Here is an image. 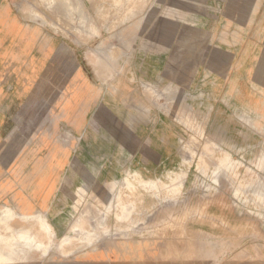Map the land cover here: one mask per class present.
Segmentation results:
<instances>
[{"label": "rangeland", "instance_id": "1", "mask_svg": "<svg viewBox=\"0 0 264 264\" xmlns=\"http://www.w3.org/2000/svg\"><path fill=\"white\" fill-rule=\"evenodd\" d=\"M71 2L0 0V210L37 213L56 233L46 255L19 242L13 264H264V100L238 90L239 73L264 65V0ZM5 10L30 40L11 59ZM223 155L241 163L229 177ZM28 163L78 170L55 218L33 211L24 179L12 205L2 196L8 165ZM179 171L182 186L157 196L120 186ZM118 198L134 204L124 220ZM87 232L69 256L55 249Z\"/></svg>", "mask_w": 264, "mask_h": 264}, {"label": "bare ground", "instance_id": "2", "mask_svg": "<svg viewBox=\"0 0 264 264\" xmlns=\"http://www.w3.org/2000/svg\"><path fill=\"white\" fill-rule=\"evenodd\" d=\"M81 2L82 0H72L71 4L72 5L77 3L82 4ZM48 5L53 9L55 8L58 9L59 6L57 5V3H55V1L49 2ZM6 13L7 10L3 11V15H4L3 19L7 21L8 17L6 16ZM188 151H191V149L188 148ZM206 153L207 154L209 153L208 149ZM255 162L257 166H260V168L263 167L264 151H262L260 155L257 156ZM240 166H241L240 162L234 161L229 155H223L221 158L217 159L216 170L224 171V173H226L229 177V175H233L235 170H237ZM185 176H186L185 171H179V173H172L170 176H168L167 183L163 182L161 185H158L157 180L155 179L146 180L143 179L141 175H139L138 173H135L131 177L128 176L125 177L122 180L120 186L126 189L128 192L131 193L137 192L138 195H139L138 192L139 190H143L148 194L154 190L155 193L153 194V196H157L160 195L162 190L171 192L179 189L182 186L183 179L185 178ZM85 191H86V187L76 192L75 208L78 203L83 201ZM257 199L264 206V188L262 189V192L258 194ZM116 205L120 207V212H119L120 214H115V218L117 220H124L127 218L125 214H128L131 211V208L133 207L134 204L131 201L125 203L120 198H118ZM14 222L23 225L28 224V226L24 227L22 225H19L18 227H14L12 225V223ZM80 227H81L80 221L74 222V224H72L70 227L69 233L71 234L76 233L77 231H79ZM83 237L84 238L75 239L72 236L65 235L62 239L59 240L55 249L59 250L60 254L63 257L69 256L71 253H68L66 247L71 245L73 241L77 240L80 243H82L83 241L88 242L87 245H89L90 241H93L91 239V234L89 232L85 233ZM19 242H22V246L26 247L28 252L31 250H35V251H41L42 255H46L48 250L50 248H53L54 232L51 231V225L47 222V220L43 216L37 213H34L30 217H28L25 215H18L15 211H11V209H1L0 210V264L14 263L15 261L14 257L18 252H21V250L19 249Z\"/></svg>", "mask_w": 264, "mask_h": 264}, {"label": "crops", "instance_id": "3", "mask_svg": "<svg viewBox=\"0 0 264 264\" xmlns=\"http://www.w3.org/2000/svg\"><path fill=\"white\" fill-rule=\"evenodd\" d=\"M23 32L24 29L20 28L19 25H17V23L15 22L14 18L8 15V59H11L12 55H16V46H18V49L20 50L22 46L30 43L29 36H26L29 33L25 34ZM262 35L263 38L260 44L264 46V30L262 32ZM31 43L32 47L30 51L34 48L33 46L37 45V42L35 40ZM5 54L7 55L6 51ZM263 59L264 58H262V60ZM12 60L17 59L15 58ZM251 69H253L251 74L245 69L242 74L239 73L240 82H238L240 88L238 90L240 93H243L245 95L249 102L253 104L257 102V100H264V96H262L264 91V65L260 64L259 69H256L255 66H253ZM254 69H256L255 72ZM257 77L259 79H257V81H254V78ZM254 85L261 88L260 99L258 96L254 95V93L257 91V89L254 88ZM72 168H75V166L65 164L50 166L41 165L37 166L36 168H34L31 163L25 165H8V192L2 196H8V204L12 205L13 194L17 190V186L20 181L24 179L25 182L23 183L25 185L37 186L32 193H28L27 191L29 189H26L23 194L24 196L29 198L30 204L33 207V211H42L47 216L53 213L52 218H55L54 215L56 214L54 208L57 204L58 198L61 196L62 184L65 183L66 178L68 179V176L66 174L71 172L76 174L78 172V170L76 169L71 170ZM3 172L7 173V170L4 169L2 171L0 169V174ZM75 174L73 177L74 179L78 178V176H76ZM54 234L56 235L55 231Z\"/></svg>", "mask_w": 264, "mask_h": 264}]
</instances>
